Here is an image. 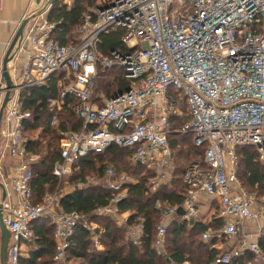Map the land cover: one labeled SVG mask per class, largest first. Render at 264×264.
<instances>
[{
    "label": "built area",
    "instance_id": "2783aa9c",
    "mask_svg": "<svg viewBox=\"0 0 264 264\" xmlns=\"http://www.w3.org/2000/svg\"><path fill=\"white\" fill-rule=\"evenodd\" d=\"M77 1L81 0L63 3L71 7ZM49 8L28 24L26 61L12 69L20 74L21 85L10 91L14 96L9 100V118L15 128L4 137L9 157L20 164L12 178L18 200L0 207L11 233L8 264H20L22 248L34 242L33 227L39 222L54 227L53 264H68L67 252L79 228L93 233L98 251L105 249L102 233H96L102 229L90 215L63 211L60 203L65 193L60 184L42 203H34L33 166L40 158L28 151L24 122L33 114L22 109L20 93L45 86L59 74L63 75L58 96L48 100L54 111L50 126L59 125L65 109L82 122L79 131L61 133L60 158L53 169L59 183L73 176L81 159L118 147L132 151L133 165L150 172L148 190L157 193L175 173L170 137L190 135L196 147L205 149L204 158L191 163L183 174L182 204L156 202L153 206L160 213L154 243L157 253L165 251L172 219L189 227L203 224L201 199L208 197L211 209L217 205L216 218L223 226L205 232L203 240L240 237L236 248L221 253L217 263L231 264L250 252L264 264L261 248L252 243L251 234L242 231L247 221H264V198L259 200L243 187L237 156L238 148L253 147L264 165V0H97L83 13L74 42L68 45L54 38L60 22L49 18ZM116 30L122 31L125 50L105 55L101 38ZM116 69L123 74L124 86L109 98L101 91V82ZM137 183L110 166L103 175L80 178L65 188L72 192L102 188L111 194L109 205L95 215L121 218L118 204ZM179 210L183 213L178 214ZM128 213L123 226L139 246L146 219L129 227L132 212ZM260 234L264 237V229Z\"/></svg>",
    "mask_w": 264,
    "mask_h": 264
},
{
    "label": "trees",
    "instance_id": "16d2710c",
    "mask_svg": "<svg viewBox=\"0 0 264 264\" xmlns=\"http://www.w3.org/2000/svg\"><path fill=\"white\" fill-rule=\"evenodd\" d=\"M97 0H81L71 7L63 0H51L49 18L60 22L54 38L63 45L74 42V34L81 24L82 15L94 7ZM122 31L116 30L102 36L100 49L105 55L113 51H124ZM63 74L51 77L45 86L25 89L20 93L23 110H30L32 117L24 122V136L29 139L28 151L40 158L33 166L34 203L40 204L48 193H54L59 188L75 185L77 180L86 177L88 173L104 174L107 167L124 173L138 180L136 185L129 187L127 199L118 204L119 212H132L128 226L138 224L140 218H145V233L141 244L136 246L128 228L118 229L115 220L107 216H96L99 208L109 205L111 194L102 188H91L86 191H73L61 199V208L66 213H81L91 216V221L101 227L96 233H102L104 251H98L92 241L93 233L79 228L71 239L68 249V264H218L217 258L221 252L213 249L216 239L209 242L203 240V234L208 230L217 231L222 228V220L217 219L212 224H196L189 227L179 219H172L167 229L165 251L159 255L154 243L157 237L156 226L160 221V213L154 210L156 202L166 206L182 204L186 186L183 174L193 162H202L204 148L194 145L190 135H172L171 147L176 155L175 173L171 183L157 193H150L148 182L151 174L146 169L129 167L133 152L127 149L112 147L104 154H90L74 166V174L63 183L53 175L55 163L60 158L61 133L70 130L79 131L82 122L68 109L60 114L59 125L50 126L54 111L49 107L48 100L56 98L59 92L58 82ZM123 74L119 70L108 73L101 82V91L111 98L118 88H123ZM187 118L181 120V124ZM38 136V137H37ZM37 137V138H36ZM36 138V139H35ZM239 158L238 176L243 187L251 194L257 193L264 197V165L253 147L237 149ZM132 173H131V172ZM130 172V173H128ZM255 195V194H254ZM35 240L27 257H22L20 264H53L57 244L54 239V227L48 223L39 222L33 227ZM264 251V238L260 242ZM255 255L248 252L243 257L234 258L231 264H252ZM79 262V263H78Z\"/></svg>",
    "mask_w": 264,
    "mask_h": 264
},
{
    "label": "crops",
    "instance_id": "0c3cea01",
    "mask_svg": "<svg viewBox=\"0 0 264 264\" xmlns=\"http://www.w3.org/2000/svg\"><path fill=\"white\" fill-rule=\"evenodd\" d=\"M48 1L49 0H41V2L38 4L37 0H0V115L2 112L3 103L8 94L6 81L2 76L5 56L22 23L25 20L29 21L28 24L39 20L40 15L45 13L47 8L50 6H47ZM49 12L50 8L48 14ZM27 26L24 30V38L20 42V45L16 46L15 50L13 51V60L8 64V71L11 77L12 89L17 88L21 85L20 74H14L12 69L14 67L21 66L26 61L27 51L30 47L28 43H25V37L28 32ZM13 96L14 91L10 93V98H12ZM14 128L15 121L9 118L8 102L7 106L3 110L2 117L0 116V207H2V204L4 203L15 204L18 200L17 195L15 194L12 187V178L16 172V169L19 167L20 161L18 159H12L9 157L6 151L7 141L4 137L5 132H11L14 130ZM71 190V188L66 187L64 188L63 193H65V195L68 193H72ZM0 211H2V209H0ZM199 213L203 220V224H212L217 220V205H214L213 209H211L210 199L208 197H203L201 199V207ZM262 229H264V221H247L245 222L242 231L244 233L251 234L252 243L258 244L261 248L260 242L264 238L260 234ZM129 231L130 229L128 228V232ZM239 240L240 237L234 241L217 242L212 247L213 249L221 253H228L236 248V244ZM32 247L33 246L31 245H25L23 247L22 257H27ZM261 251L262 256L264 257V251L262 249ZM252 264H263V262L255 260Z\"/></svg>",
    "mask_w": 264,
    "mask_h": 264
},
{
    "label": "water",
    "instance_id": "95a60500",
    "mask_svg": "<svg viewBox=\"0 0 264 264\" xmlns=\"http://www.w3.org/2000/svg\"><path fill=\"white\" fill-rule=\"evenodd\" d=\"M41 2V0H37V3L39 4ZM51 3V0L48 1V5L49 6ZM29 21L25 20L22 25L20 26L6 56H5V60L3 63V73L2 76L4 78V80L6 81V85H7V91L8 94L5 98V101L3 103V107H2V112H1V117L3 115V110L5 109V107L7 106L9 100H10V91L12 89V82H11V77L8 71V64L13 60V51L15 50L17 45H20V42L23 40V36H24V30L26 28V26L28 25ZM183 211L179 210L178 214H182ZM0 232H1V246H0V263L1 264H8V252H9V244H10V240H11V233L8 230V228L5 226L4 221H3V213L2 211H0Z\"/></svg>",
    "mask_w": 264,
    "mask_h": 264
},
{
    "label": "rangeland",
    "instance_id": "374dc122",
    "mask_svg": "<svg viewBox=\"0 0 264 264\" xmlns=\"http://www.w3.org/2000/svg\"><path fill=\"white\" fill-rule=\"evenodd\" d=\"M177 7V6H176ZM104 91V90H103ZM129 167L131 168V171L133 170V168H134V165H133V163L131 162V160L129 159ZM133 167V168H132ZM130 171V172H131ZM130 172H128V173H130ZM117 173H121V172H119V171H117ZM132 173V172H131ZM92 175H94V173H88L86 176H92ZM257 197H258V199L259 200H262L264 197H262V196H260V195H258L257 193H254ZM129 215V213H126V214H123V216L121 217V218H115V217H111L112 219H114L115 220V223H116V226L118 227V221H119V223L121 224V227H120V229H122V228H125L126 226H123L124 224H125V222H124V220L126 219V217ZM130 219V218H129ZM22 252H23V248H22ZM79 263V262H78Z\"/></svg>",
    "mask_w": 264,
    "mask_h": 264
}]
</instances>
